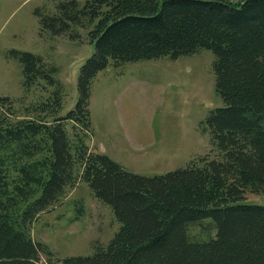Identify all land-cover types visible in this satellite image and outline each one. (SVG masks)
Masks as SVG:
<instances>
[{
	"label": "trees",
	"instance_id": "trees-1",
	"mask_svg": "<svg viewBox=\"0 0 264 264\" xmlns=\"http://www.w3.org/2000/svg\"><path fill=\"white\" fill-rule=\"evenodd\" d=\"M40 26L73 40L87 30L93 53L80 67L73 108L60 115L56 66L10 51L24 89H52L23 113L0 96V264H40L41 255L46 264H264V202L246 200L247 192L264 198V0H58ZM201 48L214 56L223 102L206 119L214 157L144 176L89 147L90 86L110 61L174 59ZM79 182L120 226L92 254L53 260L30 225ZM81 211L80 203L76 218Z\"/></svg>",
	"mask_w": 264,
	"mask_h": 264
},
{
	"label": "rangeland",
	"instance_id": "rangeland-1",
	"mask_svg": "<svg viewBox=\"0 0 264 264\" xmlns=\"http://www.w3.org/2000/svg\"><path fill=\"white\" fill-rule=\"evenodd\" d=\"M57 1L0 0V96L10 97L18 112L41 102L52 88L36 84L24 89L22 67L12 50L39 54L56 66L55 77L62 85L60 115L77 100L79 70L93 53V44L85 29L77 30V40L41 30L40 15L53 14ZM77 1L82 5L86 0ZM213 60L212 52L201 48L174 59L110 61L90 86L89 147L144 176L184 167L206 154L214 157L218 150L206 119L223 102L215 90ZM246 200L264 202L261 195L250 192ZM80 203L83 211L76 218ZM119 226L112 208L79 182L39 214L30 233L35 241L48 245L53 260H59L92 254L96 246L107 244ZM45 260L41 255L40 264Z\"/></svg>",
	"mask_w": 264,
	"mask_h": 264
}]
</instances>
